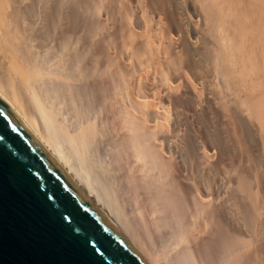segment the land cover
Wrapping results in <instances>:
<instances>
[{
	"label": "bare ground",
	"instance_id": "6f19581e",
	"mask_svg": "<svg viewBox=\"0 0 264 264\" xmlns=\"http://www.w3.org/2000/svg\"><path fill=\"white\" fill-rule=\"evenodd\" d=\"M0 98L148 264H264V0H0Z\"/></svg>",
	"mask_w": 264,
	"mask_h": 264
},
{
	"label": "water",
	"instance_id": "95a60500",
	"mask_svg": "<svg viewBox=\"0 0 264 264\" xmlns=\"http://www.w3.org/2000/svg\"><path fill=\"white\" fill-rule=\"evenodd\" d=\"M0 264H148L1 98Z\"/></svg>",
	"mask_w": 264,
	"mask_h": 264
}]
</instances>
